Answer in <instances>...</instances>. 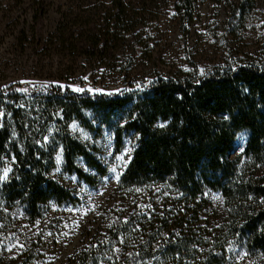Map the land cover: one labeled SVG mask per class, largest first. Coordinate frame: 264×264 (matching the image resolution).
Wrapping results in <instances>:
<instances>
[{"label": "rangeland", "instance_id": "1", "mask_svg": "<svg viewBox=\"0 0 264 264\" xmlns=\"http://www.w3.org/2000/svg\"><path fill=\"white\" fill-rule=\"evenodd\" d=\"M117 1L0 0V86L73 84L108 92L119 89L125 76L199 77L214 67L264 65V0H194L190 8L186 0H120V10ZM112 35L117 39L109 40ZM88 119L97 126L93 114ZM68 130L91 148L106 173L99 175L78 157L75 165L92 178L87 182L66 170L58 150L48 176L73 200L49 201L34 220L23 204L0 203V264H66L86 244L107 241L115 225L122 229L118 241L107 243L100 264H128L141 244L149 247L146 235L162 217L175 223L185 212L188 204L164 184L120 185L135 147L130 133L117 148L104 128L74 120ZM247 138L241 130L234 139L237 170L264 182V165L243 154ZM11 168L8 161L1 176ZM196 201V216L172 233L192 232L204 241L226 229L228 210L219 191L204 189ZM254 204L264 207V199ZM223 244L224 264H264L238 236ZM135 260L145 264L144 257Z\"/></svg>", "mask_w": 264, "mask_h": 264}, {"label": "trees", "instance_id": "2", "mask_svg": "<svg viewBox=\"0 0 264 264\" xmlns=\"http://www.w3.org/2000/svg\"><path fill=\"white\" fill-rule=\"evenodd\" d=\"M193 1L186 0L185 7ZM116 4L120 10V0ZM115 39L116 35L109 38ZM88 114L98 119L96 127ZM74 120L89 129L109 130L117 148L125 134L135 138L119 180L122 187L161 183L188 204L175 223L162 217L146 235L149 247L141 244L128 264H138L135 258L140 257L145 264H224L223 243L233 236L259 253L264 263V207L254 204L264 199V182L240 174L239 159L233 157L237 133L247 130L243 154L264 165V65L214 67L199 77L125 76L119 89L108 92L73 84L1 85L0 176L8 161L12 165L7 178L0 180L1 204L21 203L34 220L49 201L73 200L68 189L48 176L58 150L66 170L87 182L92 178L75 165L78 157L99 175L106 173L91 148L69 132ZM204 189L224 197L226 229L204 241L194 239L192 232L172 233L196 216V200ZM121 230L115 225L107 241L86 244L66 264H100L107 243L117 242ZM159 238H163L160 245L152 246Z\"/></svg>", "mask_w": 264, "mask_h": 264}, {"label": "snow or ice", "instance_id": "3", "mask_svg": "<svg viewBox=\"0 0 264 264\" xmlns=\"http://www.w3.org/2000/svg\"><path fill=\"white\" fill-rule=\"evenodd\" d=\"M77 91H80V89H77ZM118 159H123V157H119ZM113 171H115L113 169ZM7 178V171L4 172L3 176H0V180L6 179ZM117 179H119V177L117 176Z\"/></svg>", "mask_w": 264, "mask_h": 264}]
</instances>
